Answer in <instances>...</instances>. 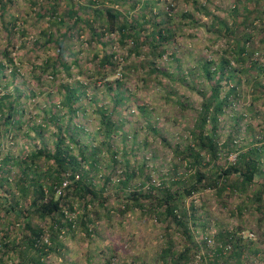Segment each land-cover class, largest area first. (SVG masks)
<instances>
[{"label":"trees","instance_id":"16d2710c","mask_svg":"<svg viewBox=\"0 0 264 264\" xmlns=\"http://www.w3.org/2000/svg\"><path fill=\"white\" fill-rule=\"evenodd\" d=\"M22 2L27 7L17 6L15 13L12 9L16 8V0H0V28L6 32V39L11 43L16 32L18 37L33 33V50L45 51L54 46L57 50L54 60L50 62L49 57L43 69L50 70L52 76L61 70L68 73L72 63L79 68L81 60L76 56L75 47L90 60L97 59L89 75L100 80L107 78L117 65L122 64L116 52L105 50L107 44L128 48L131 60L129 66L123 67L121 77L114 80L113 86H108L113 90V109L101 106L96 110L101 139L95 144L92 141V144L80 142L77 139L80 127L73 122L77 111L75 104L85 93V86L60 83V103L68 114L65 124L59 123V115L52 109L51 103L42 109L43 121L56 129L51 149L50 143L42 141L39 148L24 156H12L9 152L2 156V138L22 125L18 118L24 111L20 99L26 94L17 93V86L11 91L4 88L0 93V264H72L75 253L68 245V239L82 232L87 246L98 249L102 244L98 245L95 240L105 237L107 231V227L100 228L101 219L109 223L116 215L122 222L136 212L144 223L156 224L162 229L159 238L162 245L157 252L161 264H186L203 249L206 253L201 259L205 264H253L251 260L264 253V229L261 227L264 226V145H250L240 151L234 161L222 163L219 159L223 153H231L234 143L226 141L221 144L217 139L220 116L230 104L229 99L236 94V86L233 85L220 96L223 87L240 71L254 69L257 75L264 77V64L251 59L254 52L250 44L253 21L245 16L240 23L229 25L225 19L210 12L205 4L194 0L197 8L209 15L214 33L225 37L227 44L218 62L207 59L199 63L206 78L211 81L214 77L215 82H211L207 91L201 92L203 100L189 126L187 143L171 145L164 140L176 158L155 184L150 168L145 169L147 160L131 164L130 153L124 147L118 149L113 146L112 137L123 124L113 119V113L126 98L122 94V86L133 69L147 68L145 76L149 77H173L156 63L166 54L167 47L175 42L182 23H194L192 14L188 11L170 13L172 2L160 11L159 0ZM242 11L246 14L258 13L256 8L247 6ZM239 12L238 8L232 10L235 15ZM160 17L162 20L158 19ZM38 19H43V22L39 25L33 23L30 30L26 27L29 20L37 22ZM14 28L16 30L12 31ZM261 30L264 31V26ZM85 34L88 35L85 41L87 48L83 50L84 40L79 38ZM0 53L3 56L0 60V79L8 84L9 77L11 81L15 80L21 63L14 60L8 47ZM175 55L173 52L168 57L179 68V59ZM67 56L72 58L70 63L66 62ZM241 67L244 68L241 70ZM78 71L82 73L83 68L80 66ZM179 78L182 81L184 76ZM254 80L255 85L264 90V83L258 78ZM104 82L111 85L109 80ZM174 102L177 107L186 108L180 99L176 98ZM139 108L142 115L147 114L145 107ZM147 124L149 130L158 134L156 127ZM32 129L38 132L42 125ZM122 140L126 142L125 137ZM118 164L122 165V170L113 187L118 206L110 207L111 196L106 191ZM140 176H143L144 182L134 184ZM206 189H212L220 200L226 193L242 196L241 203L236 206L238 215L241 216L244 209L250 207L259 229L242 225L216 228L213 235L217 248L212 255H208L206 237L210 234L207 232L209 225L203 218L206 203L203 199L199 205L194 203L196 194ZM240 230L253 231L256 238L244 240L237 235ZM228 242L231 243L230 251L222 252L224 247L218 246ZM110 250V247L105 248L101 255L107 256ZM85 256L87 264L94 263H91L88 254Z\"/></svg>","mask_w":264,"mask_h":264},{"label":"rangeland","instance_id":"374dc122","mask_svg":"<svg viewBox=\"0 0 264 264\" xmlns=\"http://www.w3.org/2000/svg\"><path fill=\"white\" fill-rule=\"evenodd\" d=\"M22 1L16 0V8L12 9L15 13H17V6L19 8L27 7ZM197 1L205 4L210 12L225 19L229 25H233L234 22L240 23L245 16H248L249 20L253 21L254 26L252 43H250L251 48L254 49L251 59L261 61L264 64V31L261 30V27L264 26V0ZM169 2L173 4V10H169L170 13L188 11L195 20L193 24L182 23L181 28L177 30L175 42L167 47L166 54L156 63L172 74L173 77L168 78L163 75L149 77L145 76L148 72L147 68L133 69L130 74H127L122 86V94L126 98L113 113V119L118 123H123L121 129L112 137L113 146L118 149L124 147L130 153L128 157L131 164L136 165L143 159L147 160L145 169L150 168L155 184L161 180L162 175L166 174V168H169L172 160L176 158L165 142L171 145L177 142L187 143L189 126L194 121L195 110L200 107L203 100L201 92L207 91L211 82H215L214 77H211V81L206 78L199 67V63L207 59L218 62L224 55L223 50L227 44L225 37L214 33L210 27L209 15L203 14L195 5L194 0H159V10L166 9ZM244 6L250 9L256 8L258 13L246 14L241 12ZM233 8L240 9V12L236 15L233 14ZM42 20L38 19V23L29 20L25 25L30 30L33 23L39 25ZM15 30L16 28L12 29V31ZM5 35L6 32L0 28V50L8 47L14 56V60L21 65L14 81H11L9 77L7 84L6 81L0 79V93L3 92L4 88L11 91L17 86V93L24 92L26 95L20 99L24 111L18 118L22 125L20 128L12 129L9 134L2 138V156L8 152L12 156H24L33 149L39 148L42 141L50 143L49 149H51V141L54 139L56 129L53 125L43 121L42 109L47 108L48 103H51L52 109L59 115V123L65 124L68 114L60 103L62 99V95L58 92L60 83L85 86V93L81 100L75 104L77 111L74 114L73 122L80 127L77 136L80 142L83 144H90L91 141L94 144L97 143L101 139V135L99 115L96 110L101 106L109 110L113 109L114 102L111 99L113 90L108 89V86H113L114 80L121 77L123 67L129 66L128 62H130L131 57L128 56V48H121L112 43H110L111 45L107 44L105 50L116 52V56L122 64L117 65L115 71L104 80L96 77L95 79L89 75V70L97 62V59L90 60L84 53L77 51L78 47H75L74 51L77 52L76 56L81 60L80 66L83 68V72L79 73L80 66L76 68L72 63L73 66L70 67L68 73L61 70L52 76L50 70L43 71V69L49 57L50 62L54 60L53 56L57 52L54 46L45 51H35L31 48L33 36H35L33 33L18 37L16 32L12 43L8 42ZM86 38H88L87 34L81 35L79 38V40H84L82 43L83 50L87 48ZM104 40H107V37H104ZM100 47L98 45V49ZM173 52L179 59L177 61L180 64L179 68L175 67L173 59L168 57ZM2 58L0 53V60ZM71 60L72 58L67 56L66 62L70 63ZM242 68L244 67L240 69L242 70ZM5 72L7 73V71ZM180 75L184 76L182 81L179 78ZM255 78L264 83V77L257 75L254 69L247 72L240 71L235 78L228 81L220 94L223 96L231 86H236V94L232 99H229L230 104L220 116L218 126V141L221 144L226 141L234 143L231 153H223L219 159L222 163L226 160L234 161L238 153L246 150L250 145H264V90L255 85ZM105 80H109L111 85L106 84ZM223 82L225 83V81ZM176 98L183 101L186 108L177 107L174 102ZM141 106L145 107L147 114H141L139 108ZM147 123L156 127L158 134L155 135L149 130ZM39 124L42 125L40 131L37 132L32 129ZM122 137L126 138V142H123ZM152 156L153 158H151ZM262 160L264 162V154ZM121 170L122 165L118 164L112 183L109 184L106 191L107 195L110 194L111 196L110 207L118 206L113 187L115 180L120 177ZM139 182H144L143 176L136 179L134 184ZM241 197H238V194L226 193L220 200L212 189H206L196 194L194 197L195 204L199 205L201 199L206 203L207 210L203 214V218L209 225L207 232H214L216 228L222 226L233 228L238 225L259 229L257 218L252 215L253 213H250L252 211L250 207H247V210L244 209L241 216L238 215L236 206L241 203ZM123 220L121 222L120 217L114 215L109 223L105 219L99 221L100 228L107 227V231L105 237L101 238L102 240H95L98 245L102 244L98 249L87 246V242L81 235L82 232L77 233L75 238L68 239L67 243L75 253V257L71 258L72 264H87L85 254L89 255L91 263L94 262L93 264H161V260L157 256L162 245L159 239L162 234L161 227L149 222L144 223L138 212L130 214ZM261 227L264 229L263 225ZM103 242L107 243L104 244ZM109 247L111 250L107 256L101 255V251ZM263 256L264 253H260L251 261L253 264H264Z\"/></svg>","mask_w":264,"mask_h":264},{"label":"built area","instance_id":"2783aa9c","mask_svg":"<svg viewBox=\"0 0 264 264\" xmlns=\"http://www.w3.org/2000/svg\"><path fill=\"white\" fill-rule=\"evenodd\" d=\"M210 234L206 237V245L208 248V255H212V253H214V250H216L217 247L215 244V238L213 235V232H209ZM237 235L241 236L242 239L244 240H254L255 237V233L253 231L250 230H240L237 232ZM218 247H221L223 249L222 252H228L230 251V247H231V243L228 242L226 244H221ZM206 253V249H203L200 253L196 254L193 256V260H191L190 262L186 263V264H205V261L203 262V259H201V256L203 254ZM245 255H243L242 257H244Z\"/></svg>","mask_w":264,"mask_h":264}]
</instances>
